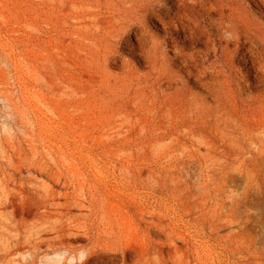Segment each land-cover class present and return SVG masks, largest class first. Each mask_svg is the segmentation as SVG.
Masks as SVG:
<instances>
[{
    "label": "rangeland",
    "instance_id": "rangeland-1",
    "mask_svg": "<svg viewBox=\"0 0 264 264\" xmlns=\"http://www.w3.org/2000/svg\"><path fill=\"white\" fill-rule=\"evenodd\" d=\"M227 1L136 0L111 39L117 0H0V264H264V43L228 40Z\"/></svg>",
    "mask_w": 264,
    "mask_h": 264
},
{
    "label": "bare ground",
    "instance_id": "bare-ground-1",
    "mask_svg": "<svg viewBox=\"0 0 264 264\" xmlns=\"http://www.w3.org/2000/svg\"><path fill=\"white\" fill-rule=\"evenodd\" d=\"M180 2V0H179ZM199 2V0H198ZM117 4L122 7V10H120V12H117L116 14H113L112 16L115 17V19L118 22H122L125 26L120 27L117 31H115L114 33H111L110 38L115 39L117 37H119L121 35V37L124 35V33L126 31L129 30V28L131 27V25H134L136 22V18H135V12L137 11V3L136 0H117ZM115 5V4H113ZM174 5V4H173ZM185 5V2L183 1L182 3H178L176 5V9L178 12L182 11L183 6ZM257 5V4H256ZM221 6L223 7V3L221 2ZM225 7L228 9L229 13L228 15L224 18L225 22H227L226 26H223V31L224 33L227 35L228 40H236L238 43H242V44H247L250 46H254V47H258V44H263L264 43V34L261 31V27L258 24V22H253L250 17H249V13L247 12L246 9H241L236 7V2L232 1V0H228L226 2ZM147 8V7H146ZM190 8V7H189ZM196 8V7H195ZM170 9V8H169ZM172 11V10H171ZM158 12V11H157ZM155 13V12H154ZM149 14V13H148ZM168 14V13H167ZM185 16H187L186 13H184ZM111 16V17H112ZM175 16V15H174ZM173 16V17H174ZM155 17V16H154ZM158 19V18H157ZM171 19V17H170ZM206 19V18H205ZM204 20V19H203ZM164 21V20H163ZM189 21V19H187V22ZM212 21V20H211ZM197 22V21H196ZM196 22L194 24L191 23V25H193V27L195 28V26L198 27ZM162 23V22H161ZM210 23V22H209ZM204 24V23H203ZM163 25V24H162ZM136 30L135 32L132 33L133 37H136L140 32H142V28L141 25H137V27H135ZM205 28V25H204ZM184 29L186 30V32L189 34V36L191 35H195L198 37H201L203 40V44L205 47V55L208 54V52L212 51L213 53L215 52V48L213 43L215 41L212 42L210 40V36L209 34H201L196 32V30H193L192 27L190 26H184ZM202 30V28H201ZM206 31V30H205ZM208 31V30H207ZM206 31V32H207ZM104 32V31H103ZM203 32V31H202ZM228 33V34H227ZM120 37V38H121ZM127 37V36H126ZM213 38V37H212ZM223 41V40H222ZM124 42V41H123ZM127 43V42H126ZM191 43V42H190ZM257 44V45H256ZM128 45V44H127ZM263 46V45H262ZM261 46V47H262ZM156 47V45L154 46V48ZM249 47V46H248ZM200 50V49H199ZM113 52V51H111ZM198 54V53H197ZM215 56V55H214ZM227 56L228 53L224 50H220V60L222 62L223 65H226L227 62ZM206 57V56H205ZM252 58V57H251ZM176 59L181 62V66H180V71L183 73V77H181V79H186V80H197L199 82L202 83H207V76L204 74V72H207V69L203 67V70H200L201 65L199 63L196 62V60L194 59V56L192 54H184L181 53V51H178V53L176 54ZM115 60V59H113ZM252 60V59H251ZM113 62V61H112ZM262 64V63H261ZM260 67V66H259ZM262 68V65L261 67ZM209 72V71H208ZM210 73V72H209ZM208 74V73H206ZM209 75V74H208ZM211 75V73H210ZM159 77H163L162 73H159L158 75ZM216 76V75H215ZM198 82V83H199ZM208 84V83H207ZM218 87L220 88V90L227 95L230 92V87L225 83L224 80H222L219 84ZM57 235V234H56ZM59 238V236H58ZM56 242V241H53ZM52 244V243H51ZM50 247V246H49ZM48 247V248H49ZM34 251H25V253H21L20 259H15L12 258L10 261L14 264V263H19L21 261V263H25V264H30L32 262V259L34 257L33 254ZM55 252L56 251H52ZM49 252V253H52ZM59 252V251H58ZM72 251H66V253H70ZM97 251H86L84 253V260L83 263L88 264V262L93 258L92 254L95 253ZM104 252V251H103ZM80 253V252H79ZM99 253V252H97ZM102 253V252H101ZM107 253V252H105ZM73 254V252H72ZM125 254V253H124ZM96 255V254H95ZM115 252H110L107 256H103V258L105 259H113V257H115ZM121 256V255H120ZM125 256V255H124ZM96 257H98L96 255ZM65 258L64 256L61 258L63 259ZM99 258V257H98ZM102 258V257H101ZM121 258V257H120ZM124 258V257H123ZM94 260V259H93ZM96 260V259H95ZM94 260V261H95ZM66 262V261H65ZM93 262V261H92ZM110 262V261H109ZM108 262V263H109ZM64 262L62 261L61 264H63ZM107 263V264H108ZM33 264V263H32ZM75 264V263H74ZM94 264H105L104 260L102 261H98L95 262Z\"/></svg>",
    "mask_w": 264,
    "mask_h": 264
}]
</instances>
